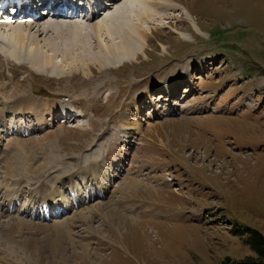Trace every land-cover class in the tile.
<instances>
[{
    "label": "rangeland",
    "instance_id": "rangeland-1",
    "mask_svg": "<svg viewBox=\"0 0 264 264\" xmlns=\"http://www.w3.org/2000/svg\"><path fill=\"white\" fill-rule=\"evenodd\" d=\"M175 1L193 17L178 5L171 16L158 12L142 26L149 37H138L143 52L120 65L110 59L72 70L54 54L51 46L61 42L95 49L100 41L91 22L42 33L39 25L29 30L15 21L3 31L0 113L12 119V107L22 103L31 128L27 137L3 143L4 195L18 181L27 195L41 185L53 191L75 165L82 174L100 166L104 178L113 176L112 156L127 167L107 200L58 221L26 219L17 213L25 206L0 209L3 227L15 218L71 225L64 256L52 259L48 250L38 261L18 238L0 239V264H232L255 257L246 240L250 230L264 235V0ZM22 33V42L11 40ZM36 47L53 56L52 68H42L48 76L24 60ZM168 87L176 94L168 96ZM50 109L78 111L81 118L64 124ZM130 180L153 189L137 185L132 192ZM98 204L106 212H94ZM113 209L124 214L121 222ZM82 211L93 228L78 218Z\"/></svg>",
    "mask_w": 264,
    "mask_h": 264
},
{
    "label": "bare ground",
    "instance_id": "bare-ground-1",
    "mask_svg": "<svg viewBox=\"0 0 264 264\" xmlns=\"http://www.w3.org/2000/svg\"><path fill=\"white\" fill-rule=\"evenodd\" d=\"M119 1L120 0H114L110 6V9H107L104 12L102 11L103 13L100 17H98L99 15H95L90 20L92 24L89 25V28L94 30L95 38L100 41V42H97L96 44L97 46L95 49L90 50V49H87L85 46H82L80 47L78 51L72 48V46H69L65 44L64 42H61L62 45L60 46L57 44H53L51 46V48L54 51V54L61 55L64 58L65 64H70V68L72 70H75L76 67H78L79 65L83 63H87L88 67H90L93 64H98V66L103 67V65L105 64L104 62H106L105 60H110V59H113L116 62L118 61L120 65L125 60L131 59V58L137 59L138 54L143 52L142 51L143 49L141 48L142 44H140L139 38H142L144 42H147L149 37L147 33L143 30L144 28L142 26L144 24H150L151 21L155 20L158 17V12L164 11L166 12L168 16H171L172 13L178 11L177 9L178 8L177 5H178V6H181L182 9L186 11L189 18L193 17V15L182 4L180 3L177 4L175 0H152V3L151 2L150 3L154 7L153 10L149 8L148 6L149 1L147 0H123L122 5L119 4ZM118 5H121V7H118ZM160 18H162V16ZM12 25H13V22H10L8 24H5V23L0 24V38L4 37L3 31L12 30ZM36 25H39L40 27H42V33H49V32L57 33L55 30L58 29L62 25V23L57 20L45 19L41 22H38ZM18 27L19 26L13 27V30H16ZM34 27H35L34 25H31V26L20 25V28H23V29L27 28L29 30L34 29ZM79 28L80 26L75 27L76 30H78ZM15 35L16 34L11 36V40L14 37V40L16 38L18 41L22 42L23 38L25 37L23 33L22 35L17 36V37H15ZM57 37H61V39H63L62 35L59 36L57 34ZM104 37L106 38L107 41L104 40ZM71 38L77 39L79 38V36H75ZM1 39L4 40L3 38ZM102 40L105 41L104 46L102 45L104 44L101 42ZM15 42H13L11 48L18 54H21L23 52V49L21 48L20 45L15 46ZM32 51H35V53H33ZM32 51L31 52L28 51L26 54L27 56L32 55V58H24L26 64L30 66L32 69H34L37 73L48 76L49 74L45 73V71L42 68H44L45 66H50L49 69L52 68L53 56L43 55L41 47H36ZM12 58H14V56ZM95 58H97V61L94 60ZM21 99H27V98L22 97ZM22 102L24 103L26 101L22 100ZM45 105L46 106L49 105V107L53 109L55 107V104L50 105L48 103H45ZM35 106H36V103H35ZM37 107H41L40 102H37ZM26 109L27 107H25L24 104L21 103L20 105L17 104V106H13L11 110L14 111L15 114L18 115L19 112H22V113L26 112L25 111ZM49 112L50 111L48 110L47 113ZM59 112L63 113L66 117L69 116V112L66 109H62ZM22 113H20V115ZM0 114L1 116L4 117L3 112H1ZM52 116H53V113H51L50 117ZM22 119H24V116H22ZM152 127H150V129H152ZM3 153L1 156V161L3 159L6 160V158L9 157L8 155V157L3 158ZM74 171H76L74 172V174H72V172H71V175L66 174V176L60 178L57 181V183L59 185H62L66 182L65 180L66 178H69L70 180H72L73 177H75L76 175L82 174V168L79 165H75ZM82 175H84L85 177L90 176L94 179H98L100 178V176H102V172L100 171L99 167L94 166V167H90V169L88 170H84V174ZM129 182L130 184H129L128 189H130L132 192L136 191L137 185L143 187L146 191H151L153 189L150 186H144L142 183L136 180H130ZM20 184H21L20 181H18L15 183V185H12V188H11L12 193L8 187L6 188V190L8 189L5 195V198L7 200H10V202H17L20 200V198H22V192H20V189L18 188V185L20 186ZM34 190L30 197L31 201H43L45 203L51 202L49 193H51L52 191L50 190L47 191L46 185L44 186L41 185L40 187L35 188ZM59 196L60 195H58L57 197ZM2 206L3 205H1L0 208ZM107 208H108L107 206L98 204L95 206L94 212H97L98 209H103L106 212ZM107 216L110 217V214H107ZM113 216L119 222H121L122 219L125 217L123 213H121L118 210H114V209H113ZM78 218H80L81 221H83L87 226H89V229L93 228L92 222L94 221L92 217L85 215L84 211L78 214ZM15 219L13 221L12 219L10 221H7V224L4 227H3L4 221L3 222L2 220L0 221V239L5 240L8 243L9 241L13 243V242H16V238H18L19 244H22L24 247H27L29 250H31L32 256L35 257L38 261H41L45 258V253L48 250H51L53 252L52 259L58 258L60 254L61 256H64L62 253L65 252L64 251L65 250V239L67 238L66 237L68 234L67 231L70 229L71 225L57 224L56 226H50V227L48 225L37 226L21 218L17 220Z\"/></svg>",
    "mask_w": 264,
    "mask_h": 264
},
{
    "label": "trees",
    "instance_id": "trees-1",
    "mask_svg": "<svg viewBox=\"0 0 264 264\" xmlns=\"http://www.w3.org/2000/svg\"><path fill=\"white\" fill-rule=\"evenodd\" d=\"M248 235L246 244L250 247L255 257L246 261L233 262L232 264H264V235L252 230L248 231Z\"/></svg>",
    "mask_w": 264,
    "mask_h": 264
}]
</instances>
